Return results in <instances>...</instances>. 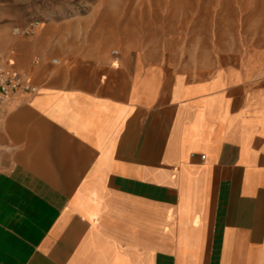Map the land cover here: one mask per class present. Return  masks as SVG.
<instances>
[{
  "label": "crops",
  "instance_id": "obj_1",
  "mask_svg": "<svg viewBox=\"0 0 264 264\" xmlns=\"http://www.w3.org/2000/svg\"><path fill=\"white\" fill-rule=\"evenodd\" d=\"M72 1L0 0L34 86L0 100V264H264V43L148 46Z\"/></svg>",
  "mask_w": 264,
  "mask_h": 264
},
{
  "label": "rangeland",
  "instance_id": "obj_2",
  "mask_svg": "<svg viewBox=\"0 0 264 264\" xmlns=\"http://www.w3.org/2000/svg\"><path fill=\"white\" fill-rule=\"evenodd\" d=\"M92 24L163 48L208 50L213 57L264 43V0H73ZM75 9V7H74Z\"/></svg>",
  "mask_w": 264,
  "mask_h": 264
},
{
  "label": "built area",
  "instance_id": "obj_3",
  "mask_svg": "<svg viewBox=\"0 0 264 264\" xmlns=\"http://www.w3.org/2000/svg\"><path fill=\"white\" fill-rule=\"evenodd\" d=\"M15 32L17 34H29L32 29H16ZM12 66L14 63L11 61L8 67H0V100L10 99L34 90L30 77Z\"/></svg>",
  "mask_w": 264,
  "mask_h": 264
}]
</instances>
